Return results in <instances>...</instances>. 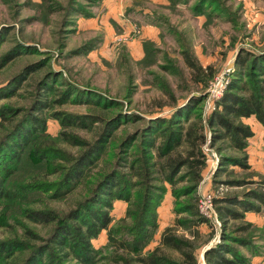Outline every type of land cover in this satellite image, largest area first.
Wrapping results in <instances>:
<instances>
[{"label": "trees", "instance_id": "trees-1", "mask_svg": "<svg viewBox=\"0 0 264 264\" xmlns=\"http://www.w3.org/2000/svg\"><path fill=\"white\" fill-rule=\"evenodd\" d=\"M87 1L67 0L63 7L54 0L34 4L44 22L52 12L63 10L59 30L66 34L74 31L71 26L78 17H92V8L103 0ZM190 2L168 0L163 7L182 12L178 6L183 4L194 16L204 15V24L221 15L235 31L249 36L245 22L238 23L240 7L230 11L222 0ZM7 33L8 26H2L0 44ZM96 40L70 52L87 54L98 45ZM142 46L145 55L138 63H154L159 52L155 43L145 39ZM40 52L32 44L17 42L0 55V67L18 55ZM180 53L193 71V81L204 90L214 76L212 67L202 66L187 47ZM49 60L44 55L26 65L0 87V100L14 96L27 76ZM204 98L202 93L191 95L169 116L146 117L124 110L117 98L50 69L38 80L27 108L0 104V227L18 223L24 228L22 235L0 238V264H198L197 250L214 234L211 229L209 238H202L201 226H212L197 208L198 187L212 159L207 147L217 153L213 186L242 189L214 193L220 240L203 252L204 264H250L264 248V226L248 221L245 214L264 212V173L248 163L246 147L253 131L244 119L253 117L264 127V47L237 46L227 86L206 117L200 107ZM66 103L98 109L78 113L58 108ZM48 119L59 124L56 135L47 132ZM129 124L136 125L116 135ZM78 129L93 134L88 138ZM232 167H238L243 177L221 179ZM78 185H83V192L74 205L65 210L50 206L48 201L63 200ZM168 190L173 221L156 246L148 248ZM117 200L127 207L113 222ZM27 223L47 228L42 233ZM103 230L106 241L96 247L94 241ZM162 248L174 249L180 257H171Z\"/></svg>", "mask_w": 264, "mask_h": 264}, {"label": "rangeland", "instance_id": "rangeland-1", "mask_svg": "<svg viewBox=\"0 0 264 264\" xmlns=\"http://www.w3.org/2000/svg\"><path fill=\"white\" fill-rule=\"evenodd\" d=\"M39 1L0 0V28L2 26H8L7 36L0 44V55L17 42L32 44L41 51L39 54L24 53L18 55L13 60L0 67V87L6 85L7 82L26 65L38 61L44 57V55L50 58L45 66L27 76L14 96L0 100V104L11 106L13 109H22L29 106L33 99L38 80L51 69L59 71L62 78L66 80L81 86L93 88L109 97L117 98L122 102L124 110L128 112L134 111L146 117L169 116L176 107L185 103L191 95L202 93L205 95V98L200 107L202 116L206 117L213 107V104L215 105L216 103L215 100L214 102L211 100L213 97L212 93L208 94L210 88L209 83L212 81L213 84L218 87L220 81L219 77L223 75L222 73L225 72L226 69H229V72H225L226 74L224 75L225 78L228 79L233 69V67L228 68V64L234 61L237 46L242 43L253 49L264 47V44L258 47L254 43L255 40L264 41L263 25L257 28L260 33H255L254 41H251L250 39L253 36L251 29L249 30L247 28V32L250 34L245 37L244 32L235 31L232 24L223 19V17L217 18L213 23H203L202 28H199L196 22L189 21L187 23L185 12H174L163 7L157 10L159 14L156 11L157 15L155 17L161 22L163 31L166 32L164 35L162 33L160 36L159 44L153 41L157 47L156 49H158L157 51H159L155 56L154 63L139 64L138 61L145 54L138 59L132 58L126 45L123 43L128 38L124 36L119 37V34H116L113 39L112 52L105 55V57L100 54L98 57L90 58L86 57L85 54H73L70 51L79 47L89 39L99 40L97 46H100L103 34L93 31L78 33L76 24L75 26H71L74 27V31L66 34L62 33L59 29L63 19V10L59 8V10L52 12L48 16V22H44L43 12H40L36 4H34V2ZM54 1L58 2L55 5H62V7L67 3V0ZM78 1L84 4L88 2L87 0ZM222 1L225 2V5L229 7L228 9H230V11H236L237 7H240L238 10L240 15L238 16V23L245 22V8H243L240 1ZM96 8L97 6L93 7L92 11H95ZM138 18L141 19L140 16ZM251 25L252 22H250V26ZM233 38L236 39V42L232 46L231 40ZM185 47L194 54H196L197 51L198 54H206L215 59L210 65H207L212 67L214 76L208 80L204 90L200 88L201 85H197L193 81V71L184 61L183 54L180 53ZM90 107L93 108V110L98 109L94 108L95 106L72 103L60 105L58 108L70 112L84 113L92 111ZM135 125L129 124L121 126L116 132V135H120L124 127L126 129H131ZM59 128L60 126L56 121L48 119L47 132L51 135H56ZM76 131L88 138L93 134L92 132L80 129ZM63 146L70 148L66 143H63ZM206 152L215 163L217 153L209 147H207ZM230 153L237 154V152ZM214 163L211 164V162H209L208 169L204 173L203 181L199 184L197 196L201 192L204 193L201 189L204 182H207V189L205 191L217 195L241 191L242 188L240 187L227 186L221 183L216 187L213 186L212 174L214 172ZM230 169L232 170H228L229 172L226 175H222L221 179L243 177L242 171H240L238 167H232ZM82 187L83 185H78L73 188V190L61 201L50 200L48 203L50 206L65 210L74 205V203L81 198L83 192ZM169 199L170 197L165 198L158 207L159 217L173 214L172 201L170 202ZM118 219L119 218H113V222ZM208 220L211 221L210 225L212 227H208L206 224L201 226L202 238H209L211 229H213L212 231L214 234H212L208 243L197 250L198 264H204L203 252L220 240L221 221L216 215V212L213 211V218ZM158 221H160V219H158ZM27 225L42 233L45 232L47 228L31 223H27ZM23 230L24 228L18 223H12L10 227H0V238L4 236H13L15 233L22 235ZM162 231H160L157 226L152 240L153 243H151L150 246L151 248L158 243L159 235ZM178 233L184 232L180 230ZM105 234L106 231H103L101 237H105ZM185 235L188 236L189 234L185 233ZM101 237L99 236V238L94 241L96 247H99V243H101L102 239ZM155 242L157 243L154 244ZM161 251L174 258L180 257L179 252L174 249L162 248ZM263 252L264 248L260 254ZM108 264L113 263L111 262Z\"/></svg>", "mask_w": 264, "mask_h": 264}, {"label": "crops", "instance_id": "crops-1", "mask_svg": "<svg viewBox=\"0 0 264 264\" xmlns=\"http://www.w3.org/2000/svg\"><path fill=\"white\" fill-rule=\"evenodd\" d=\"M192 1L193 0H191V2ZM238 1H240L243 8H245L244 16L247 20H245L246 27L249 30L251 29L253 36L250 40L254 41L255 33H260L257 28L260 25L264 26V0ZM166 4H168V0H103L101 4L97 6L95 11H93L94 14L92 17H78L76 19V30L78 33L93 31L101 32L103 34L101 45L95 46L93 50L85 54L86 57L95 58L100 54L105 57V55L112 52L111 48H113V39L116 34H119V37L124 36L128 38L125 40L126 42L124 41L123 43L126 45V48L132 58H140L144 54L142 41L149 39L159 44L160 36L162 33L164 35L166 32L163 31L161 22H159L155 17L158 13L157 10L163 8ZM178 7L186 13L185 19H187V23L189 21L196 22L198 27L202 28V25L206 20L204 15L194 16L183 4H180ZM139 16L141 19L138 18ZM220 17L222 16L216 15L213 18L212 23ZM250 22H252L251 26ZM134 27L140 31L139 35L132 33ZM254 43L259 47L264 44V41L255 40ZM195 55L204 67L210 65L213 60H215L214 57L206 54H198L197 51ZM244 121L250 125L253 131V135L248 139V145L246 147L248 163L254 171L264 173V127L253 117L245 118ZM206 183L207 182H204L201 186L203 191L207 189ZM169 197V201L171 202L172 196L170 190L167 191L164 199ZM113 205L114 208L112 210V217L120 218L124 216L127 203L117 200ZM159 216L160 214L158 213V219H160V221H158V228L162 231L166 226L172 223L174 215L167 214L165 217ZM246 218L257 225H264V212H247ZM104 236L105 237H101L100 234L102 239L99 245L105 243L106 234ZM151 243L153 242L151 241ZM151 243L148 248H151ZM156 243L157 242L154 244ZM250 264H264V252L258 256H254Z\"/></svg>", "mask_w": 264, "mask_h": 264}, {"label": "built area", "instance_id": "built-area-1", "mask_svg": "<svg viewBox=\"0 0 264 264\" xmlns=\"http://www.w3.org/2000/svg\"><path fill=\"white\" fill-rule=\"evenodd\" d=\"M132 33L138 35L140 33V31L134 27V29L132 30ZM225 72H229V69H226ZM225 72H223L222 73L223 75L221 77H219L220 81H219L218 87L216 85H214L212 81H210V83H209L210 88H209L208 94L212 93L213 97L211 98V100H213V102H214V100L216 101L218 98L221 97L223 90L227 86L228 79L225 78V75H224V74H226ZM214 106L215 105L213 104V107ZM213 107L210 109V111L213 109ZM210 162H211V164L214 163L212 159L210 160ZM214 167H215V163H214L213 168ZM213 198H214V194L210 193V192H206V191H204V193L203 192L199 193L198 197H197V208L199 210V213L207 219L213 218V211H214L213 210L214 209Z\"/></svg>", "mask_w": 264, "mask_h": 264}, {"label": "water", "instance_id": "water-1", "mask_svg": "<svg viewBox=\"0 0 264 264\" xmlns=\"http://www.w3.org/2000/svg\"><path fill=\"white\" fill-rule=\"evenodd\" d=\"M233 62H234V61H232V62H230V63L228 64V68H232V67H233Z\"/></svg>", "mask_w": 264, "mask_h": 264}]
</instances>
